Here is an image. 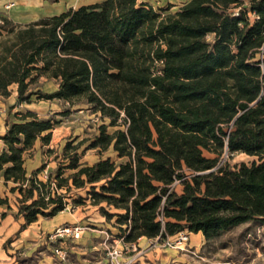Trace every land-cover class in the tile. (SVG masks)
<instances>
[{
	"label": "trees",
	"instance_id": "trees-1",
	"mask_svg": "<svg viewBox=\"0 0 264 264\" xmlns=\"http://www.w3.org/2000/svg\"><path fill=\"white\" fill-rule=\"evenodd\" d=\"M42 78L57 89L43 92ZM13 86L15 105L58 100L63 116L76 106L96 114L88 148L116 155L81 164L87 140L72 139L54 170L29 172L27 158L60 121L9 114L0 181L19 195L23 228L70 198L97 206L129 243L187 230L211 244L264 224V0H187L175 11L103 0L26 24L0 15V98ZM234 153L258 161L223 163Z\"/></svg>",
	"mask_w": 264,
	"mask_h": 264
},
{
	"label": "crops",
	"instance_id": "crops-1",
	"mask_svg": "<svg viewBox=\"0 0 264 264\" xmlns=\"http://www.w3.org/2000/svg\"><path fill=\"white\" fill-rule=\"evenodd\" d=\"M90 4L94 3L88 2L80 6ZM80 6L60 8L58 2L49 3L48 0H0V12L6 13L7 11L8 18L19 24L57 15L69 8ZM5 131L6 127L1 135ZM0 143L1 153L4 144L1 140ZM10 184L6 186L4 181H0V190L2 189L0 197L9 202L7 205L0 206V264H108L106 244L111 241H106L105 234L107 232H110L111 236L116 234L109 230L110 222L100 214L99 210L94 213L87 211L90 207L98 209L97 206L89 204L87 209L72 211L67 208L52 218H39L23 228L25 221L22 217L16 218L17 206L11 204L10 198L13 193L9 190ZM3 213L4 216H1ZM76 222L83 225L88 222L90 227L84 233L86 235L83 234L79 240L70 241V253L74 255L62 261L50 250L51 247L43 235L46 231L63 224ZM153 242L154 240L145 237L138 240L137 245L141 253L136 254L133 264H215V262H210V257L215 260L221 253L227 251V247H219L215 243L216 248L209 252L211 244L206 242L201 232L190 234L189 244L184 250L154 246Z\"/></svg>",
	"mask_w": 264,
	"mask_h": 264
},
{
	"label": "rangeland",
	"instance_id": "rangeland-1",
	"mask_svg": "<svg viewBox=\"0 0 264 264\" xmlns=\"http://www.w3.org/2000/svg\"><path fill=\"white\" fill-rule=\"evenodd\" d=\"M48 1L49 3L58 2L60 8L62 7L67 8L69 6L77 7L88 2L99 3L102 2L103 0H48ZM185 1L187 0H139V3L142 2L149 3L155 9L171 7V11H175L178 4H181ZM0 15L8 17L7 11L6 13L0 12ZM39 85L41 90L47 93L54 92L58 87L56 81L48 80L46 78H42L40 80ZM11 92L12 93L9 97L0 98V136H2L1 133L3 129L6 127L5 122L9 114H17V112L32 111L41 118H49L54 116L56 120L60 121V123L52 131V139L50 144L48 146H40V144H37L35 150L32 152V156L27 158L26 167L29 172L43 165L45 166V170L42 173L44 175L48 171L54 170L58 166L59 161H63L62 151L65 144L68 142V140H72V139H74L76 142L87 140L80 148L81 164L92 165L100 158L105 159L111 157L112 160L116 159V155L111 150L106 151L104 153H99L95 149L88 148L91 142L90 139L93 138L98 126L102 122L96 114H93L87 108L76 106L71 108V112L69 113V115L63 116L61 115V112H63L68 108V105L63 102H60L58 100H39L34 98L31 103L15 105L16 104L15 86L11 87ZM225 161H228L232 165L242 164V163L251 164L254 161H258V158L247 156L242 153H234L232 156H228L227 154L224 155L223 163ZM71 172H72L71 170H66L64 172V176L68 177ZM10 185L12 186L13 184ZM181 189H182L181 186L178 185L177 190L181 191ZM0 191H2V189ZM60 192L64 193L65 189H61ZM71 195L73 198L87 197L86 191H76L74 189ZM17 196H19L18 193H13L10 200H11V204H13L15 207L17 206L16 208L18 210ZM68 202L71 204L68 207V209L71 211L74 209L83 210L82 208H86L87 205L90 204V203H85V204L77 203L76 204L77 207H72V205H74L73 199L70 198ZM98 210L99 208L94 209L93 207L87 209L88 212L92 211V213L97 212ZM109 210L111 212L114 211L111 208H109ZM100 214L102 215L101 212ZM114 221L115 220H112V222ZM93 222L95 223L97 221H93ZM112 222L109 223L110 224L109 230H111V232H114L113 234H117L118 232L117 228L113 225ZM70 224H80L82 226H85L86 228L90 227L88 222L85 223V225L77 222L67 223L63 225H70ZM58 227L50 231H46L45 234L43 235L44 238L47 240L49 246L51 247L50 250H52V252H54V247L60 244V241L56 242L57 243L56 244L55 242H53V240H50L51 235L56 231ZM105 237H106V241H111L115 236H111L110 232L109 233L107 232L105 234ZM70 241L71 240H68L63 243L67 249V257L65 259L58 257L54 253L58 259L62 261H66L69 259V256L72 257L74 255L73 253H70ZM215 243H217L219 247H222V243H227L226 246L227 251L221 253L215 260L213 259V257H210V262H215V264H264V224L256 223V224H249L246 226H240L234 231L224 235L221 239L217 240ZM215 243H211L210 245L211 249L208 250L209 252L214 248H216L214 245ZM187 246L184 247V249H186ZM106 259H107V263L110 264L109 258L107 256V251H106Z\"/></svg>",
	"mask_w": 264,
	"mask_h": 264
},
{
	"label": "built area",
	"instance_id": "built-area-1",
	"mask_svg": "<svg viewBox=\"0 0 264 264\" xmlns=\"http://www.w3.org/2000/svg\"><path fill=\"white\" fill-rule=\"evenodd\" d=\"M86 230L87 228L80 224L58 227L50 237V240H53L55 243L60 241V244L54 247V253L58 257L65 259L67 257V249L63 243L68 240H79ZM190 234L191 232L183 230L178 232L175 236L167 238L165 241L155 239L153 245L182 250L189 244ZM111 241L112 242L106 244V251L110 264H133L136 254L141 253L137 243L125 242L124 238L115 237Z\"/></svg>",
	"mask_w": 264,
	"mask_h": 264
}]
</instances>
